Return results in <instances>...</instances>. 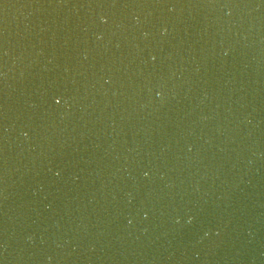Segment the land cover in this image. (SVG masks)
Returning <instances> with one entry per match:
<instances>
[{
    "label": "water",
    "instance_id": "water-1",
    "mask_svg": "<svg viewBox=\"0 0 264 264\" xmlns=\"http://www.w3.org/2000/svg\"><path fill=\"white\" fill-rule=\"evenodd\" d=\"M0 264H264V0H0Z\"/></svg>",
    "mask_w": 264,
    "mask_h": 264
}]
</instances>
